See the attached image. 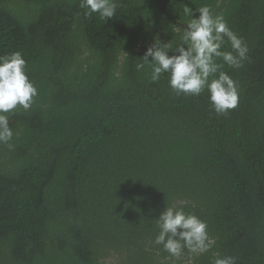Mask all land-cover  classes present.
Listing matches in <instances>:
<instances>
[{
	"label": "trees",
	"instance_id": "trees-1",
	"mask_svg": "<svg viewBox=\"0 0 264 264\" xmlns=\"http://www.w3.org/2000/svg\"><path fill=\"white\" fill-rule=\"evenodd\" d=\"M79 2L0 0V56L21 52L39 92L0 144V264H264V0H118L106 22ZM205 5L249 48L223 68L239 85L227 115L136 67ZM167 206L206 221L214 245H155Z\"/></svg>",
	"mask_w": 264,
	"mask_h": 264
},
{
	"label": "clouds",
	"instance_id": "clouds-1",
	"mask_svg": "<svg viewBox=\"0 0 264 264\" xmlns=\"http://www.w3.org/2000/svg\"><path fill=\"white\" fill-rule=\"evenodd\" d=\"M79 6L85 16L97 14L106 22L117 15L119 5L118 0H80ZM196 12L198 17L186 6L184 13L192 18L182 32L171 25L175 36L179 34V42L164 43L156 38L136 67L141 70L149 65L153 83L167 74L168 85L177 96H199L206 90L215 113L227 115L239 104V85L223 68H241L248 59L249 48L223 15L214 14L207 5L198 7ZM226 44L230 50H224ZM38 95V88L27 75V61L22 53L0 56V144L14 147L11 141L18 133L10 126L9 114L20 108L28 111ZM156 222L159 232L154 243L173 258L181 257L185 249L202 254L215 243L207 222L182 207L167 206ZM213 264H236V258L217 254Z\"/></svg>",
	"mask_w": 264,
	"mask_h": 264
}]
</instances>
